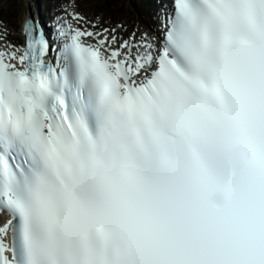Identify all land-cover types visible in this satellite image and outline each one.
<instances>
[{
	"label": "snow or ice",
	"instance_id": "obj_1",
	"mask_svg": "<svg viewBox=\"0 0 264 264\" xmlns=\"http://www.w3.org/2000/svg\"><path fill=\"white\" fill-rule=\"evenodd\" d=\"M23 32L0 50V264H264V0H171L156 36Z\"/></svg>",
	"mask_w": 264,
	"mask_h": 264
},
{
	"label": "rangeland",
	"instance_id": "obj_2",
	"mask_svg": "<svg viewBox=\"0 0 264 264\" xmlns=\"http://www.w3.org/2000/svg\"><path fill=\"white\" fill-rule=\"evenodd\" d=\"M90 2V1H89ZM155 3V1H154ZM158 3V2H157ZM22 4L25 6V12L33 10L37 6V0H0V17L5 18L9 25L10 19H15L17 27L20 25V18L24 13L20 15L15 14L16 8ZM91 6L96 9L99 15H104V22L108 23L110 20L112 22H121L125 21L128 25L127 34L135 29V26L138 25L141 20H143L142 13L144 9L141 4V0H106V1H97L91 3ZM21 6L17 11L23 12L24 7ZM14 12V14H13ZM145 19L147 20L145 22ZM144 23L148 22V19L145 18ZM142 23V22H141ZM12 24L15 25V22L12 21ZM11 26V25H10Z\"/></svg>",
	"mask_w": 264,
	"mask_h": 264
},
{
	"label": "bare ground",
	"instance_id": "obj_3",
	"mask_svg": "<svg viewBox=\"0 0 264 264\" xmlns=\"http://www.w3.org/2000/svg\"><path fill=\"white\" fill-rule=\"evenodd\" d=\"M155 6L157 5V3H153Z\"/></svg>",
	"mask_w": 264,
	"mask_h": 264
}]
</instances>
